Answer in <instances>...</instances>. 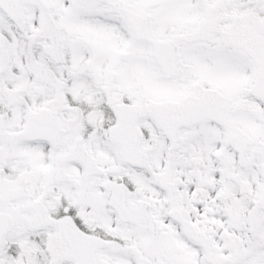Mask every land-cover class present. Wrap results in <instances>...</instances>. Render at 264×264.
Masks as SVG:
<instances>
[{"label": "snow or ice", "instance_id": "obj_1", "mask_svg": "<svg viewBox=\"0 0 264 264\" xmlns=\"http://www.w3.org/2000/svg\"><path fill=\"white\" fill-rule=\"evenodd\" d=\"M0 264H264V0H0Z\"/></svg>", "mask_w": 264, "mask_h": 264}]
</instances>
